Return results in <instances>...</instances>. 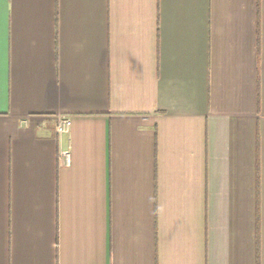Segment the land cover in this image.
Returning a JSON list of instances; mask_svg holds the SVG:
<instances>
[{
	"label": "crops",
	"instance_id": "obj_1",
	"mask_svg": "<svg viewBox=\"0 0 264 264\" xmlns=\"http://www.w3.org/2000/svg\"><path fill=\"white\" fill-rule=\"evenodd\" d=\"M0 264H264V0H0Z\"/></svg>",
	"mask_w": 264,
	"mask_h": 264
},
{
	"label": "built area",
	"instance_id": "obj_2",
	"mask_svg": "<svg viewBox=\"0 0 264 264\" xmlns=\"http://www.w3.org/2000/svg\"><path fill=\"white\" fill-rule=\"evenodd\" d=\"M70 117L69 116H59L57 120V132L59 134L69 131L70 128ZM66 153V152H65ZM67 155V153H66Z\"/></svg>",
	"mask_w": 264,
	"mask_h": 264
}]
</instances>
